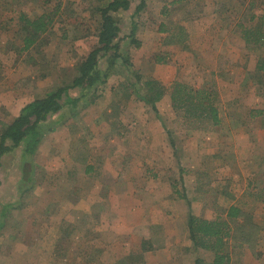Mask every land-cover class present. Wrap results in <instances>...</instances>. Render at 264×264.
<instances>
[{
	"label": "rangeland",
	"instance_id": "rangeland-1",
	"mask_svg": "<svg viewBox=\"0 0 264 264\" xmlns=\"http://www.w3.org/2000/svg\"><path fill=\"white\" fill-rule=\"evenodd\" d=\"M57 1L60 2L59 10L53 15L52 24L46 33L39 37L29 50L21 52L24 26L18 19L19 15L24 13L28 18H34L41 13H50ZM96 1L52 0L51 3L47 2L43 5L41 3L43 1L40 0H0V131L18 116L25 104L71 84L76 74V63L96 43L98 16L92 13L90 7L96 3L104 4ZM140 1L143 3L142 9L135 15L134 10ZM251 6L252 10H250ZM263 10L264 0L132 1L129 9L121 12L117 20L120 23L119 37L126 39L131 28L134 27L133 37L139 46L136 48L131 44H123L122 51L127 52L132 70L142 78L137 85L138 91L145 92L143 83L146 79H154L164 85L168 91L175 82L186 83L194 88L211 89L213 103L221 117V124L218 127L221 129L217 130L225 131L228 126L232 127L230 118L234 114V117L237 116L235 122L246 119L247 126L241 125V129L251 131V125L254 124L249 119L251 112L259 110L264 112V75L254 72L257 58L264 57V46L246 45L242 39V28L255 29L258 21H249V15L259 17ZM138 15L141 16L140 21ZM157 57L163 61L155 62ZM116 68L115 70H118ZM123 72L119 71L120 74L115 72L105 84L99 86L92 96L93 101L87 107L83 108V100L79 102V111L87 110L83 124L89 125L90 130L86 128L87 131L106 133L112 128L119 131L120 136L113 139V145L117 144L123 148L117 154H113L114 157L118 156L120 168L119 191L121 194L134 188L136 199L143 211L142 215L148 217V220L152 219L151 226L155 229L162 226L166 228L163 236L153 238L155 245L167 242L165 246L170 255L184 252L182 254L184 260L180 257L179 264H193L195 257H198L197 261L210 264L213 255L209 251L200 250L194 253L188 250L187 244L181 247L171 245L179 239H185L187 242L189 240L190 249L192 243L187 231L185 230L184 233L178 229L180 225L185 226L188 214L209 220L221 214L224 219L223 214L228 203L237 198L235 196L232 199V194L242 193L241 199L239 197L236 202V205L242 206L245 191L259 192L256 185L250 186L251 168H236L234 164L238 158L245 156V152H239V149L235 152V156H232L238 141L243 145L242 139L246 131L222 137L221 134L224 132L219 134L217 131H210L209 127V131H205L206 129L203 128L207 124L190 120L181 110L176 111L169 102L168 94L162 103H157L158 111H153L134 96L132 89L127 86ZM81 93L77 88L70 89L73 98L79 97ZM93 122L96 124L93 125ZM256 124L264 125V119L258 118ZM61 125L56 126L60 131H62ZM160 133L163 138L159 136ZM104 138L106 137L103 135L95 141H92V137L89 138L87 147L101 148L106 143L109 145L108 141L111 137L108 140ZM221 138H224L225 147L228 149L224 154L228 161L225 171L227 176L234 179H230L231 183L224 185L218 183V179L213 182L208 181L205 176L208 169V163L205 162L208 157L207 152L213 149ZM116 139L119 141L116 142ZM162 143L166 144V150H163ZM51 145L49 141L46 142L43 154L37 160L41 163L44 161L42 160V157H45L44 153H53L54 160L49 163V167L55 166L56 170L64 152L58 147H54L52 151ZM129 145L130 148L126 150V146ZM144 145H151L152 150L149 152L139 150L143 149ZM131 146L134 149H131ZM157 148H161V152L154 151ZM89 152L94 153V151ZM255 153L264 156L263 152L259 154L256 150ZM18 155L19 149H16L13 153L0 158V199L6 200L14 193L12 183L14 177L19 174L16 169ZM94 159H96L94 156H88L83 164L91 165ZM37 160L33 158L32 164L29 165L30 176L33 179L39 177L41 173ZM215 160L219 163L221 159L215 158ZM83 167L79 169L80 172ZM192 170L203 173L200 184L196 185L194 192V196L198 198L195 199L196 206L191 203L194 196L192 197L191 194L190 182L179 181L180 177L187 176L186 173ZM219 171L220 167L215 172ZM86 177L90 176L86 175ZM141 178L145 181L137 180ZM91 180V177L87 179V184L84 185L86 189L90 186ZM248 182L249 187L246 185ZM222 185L226 186V190H223L226 192L224 197L227 200H224V203L220 200L219 206L215 198L217 194L219 195ZM246 186L249 190H246ZM37 190V187L31 190L32 193L21 203V208L13 213L8 226L0 232V264H52L48 258L50 253L47 247L48 239L45 237L46 235L48 237L50 232L44 231L46 217L39 218L42 211L47 209L44 206L45 201L41 204L35 201ZM31 194L33 195L30 196ZM175 201L181 203V208L174 204ZM247 201L249 206L245 205L242 208L246 211L245 214L248 215L251 224L257 226L254 229L256 232L249 239L253 249L241 242L242 235L234 227L232 239L228 240L227 246L231 258L230 264H264V230H261L264 215L253 213L260 211L258 204L261 203ZM24 218H39L43 225L39 231L38 237H40L37 238L38 245L21 250V240L25 243L31 239V235L36 238L38 234L36 231L33 233L32 229L25 231L20 228ZM242 219L240 218V221ZM170 229L174 233L170 232ZM66 234V241L63 242L62 247L60 245L56 248L55 254V257L62 256V260L54 264H95V250L88 243L91 248L85 249L79 231L72 233L71 230ZM122 242L124 240H120V243ZM127 242L134 243L133 239ZM128 243L126 244L129 245ZM79 248L84 249V253ZM32 253H34L33 258ZM167 260L169 261L168 256ZM41 261L43 263H40ZM166 263L169 264L170 261Z\"/></svg>",
	"mask_w": 264,
	"mask_h": 264
},
{
	"label": "crops",
	"instance_id": "crops-1",
	"mask_svg": "<svg viewBox=\"0 0 264 264\" xmlns=\"http://www.w3.org/2000/svg\"><path fill=\"white\" fill-rule=\"evenodd\" d=\"M166 94H168L169 98L168 91L166 92ZM166 94L158 101L159 103H162L163 100H165ZM213 99L214 97L212 96V100ZM158 102H156L155 104V108L157 111ZM89 109L90 108H88V110ZM259 112H262L260 113L261 115L259 114L254 117H251V114L249 115V119L252 121V123H254L253 125H251V131L241 129V125L247 126L246 119H244V121L235 122L237 116L234 117V114L232 115V118H230V123L233 126H228L226 129L222 128V130L225 129V131H218L217 129H221L218 128L221 124V117L218 110L219 125L210 128V131H217V133L219 134L221 132H224L223 134H221V137L225 135H234L236 132L246 131V134L242 139L243 145H240L238 141V144L234 146L235 151L234 155L232 156H235V152H237L239 149V152H245V156L243 158H238V160L236 161L234 160V164H236V168H251L249 171L250 186L253 187V185H256L259 188V192L247 193V191H245L246 194L244 197H242V200L244 201L242 203V206L240 204L236 205L237 199L239 197L241 199L242 193H238V195H235L236 193H234L232 194L231 198L234 199L235 196H237V198L235 201H231L230 203H228V207L233 205L246 213V211H244L242 207H244L245 205L249 206V202L247 200L257 201L261 203L258 204V208H260V211L253 213L264 215V156L261 157V155L255 153L256 150L259 152V154L264 153V125L257 126L256 124L258 118H260L261 120L264 119V112L262 110H259ZM85 116H87V110L80 111L72 115L61 125L60 128L62 131L58 130V127H55L51 131L46 133L42 138L40 144L38 145L36 153L34 155V158L36 160L40 159L41 154H43V148L48 141L50 142V144H52L50 147L52 151H54V147H58L59 150L64 152L63 159L60 161V165H57L58 168L56 167V170L55 166L49 167V163L54 160L53 153H44L43 156L45 157H42V160L44 161L39 163L37 160L36 162L37 165L40 166L39 169L41 172L40 174H42V178L39 179L38 182L37 180H33L29 184L33 185L31 190L35 187L38 188V195L35 196L36 198L34 197L35 201L37 200L38 202H40L39 204L45 201L44 206L47 210L42 211V214L39 218L43 216L46 217V220L44 221V231H47V233L50 232L48 234V237L47 235L45 236L48 239L47 247L50 249V253L48 254L50 262L54 264L58 260H62V256H58L59 259L58 257H55L56 248H59L60 245L61 247L63 246V242L66 241V233L72 230V233L74 231H79V234H81L82 244L85 246V249L91 248L87 245V243L93 246L92 248H94V254L96 255L95 264H125L123 263L124 261L131 262L132 264H167L166 262L169 261V264H179L178 260L180 259V257L181 259L183 258L182 254L184 252H178L175 255H170V253L168 254L169 250L166 248L167 242L164 244L161 243L155 245L153 238H156V236H163L166 232V228L162 226L163 229L161 227H159V229H155V227L151 226L152 219L149 218L148 220V217H144L142 215L143 211L140 209V203L136 199L135 189L132 188L120 194L118 185L120 170V168L118 167V156H113V154H117L118 151L123 150V148H121L117 144L113 145L114 137L120 136L119 131H115L116 128H112L111 131L106 133H102V131H87L86 128H89V125L83 124V121L85 120L83 118ZM94 124H96V122H93V125ZM207 130L208 129H206L205 131ZM97 135L98 137H96ZM101 135L106 137L104 138V140H108L111 137V140L108 141L110 143L109 145H107L106 143V145L102 146L101 148L92 146H90V148L87 147L89 138L92 137V141H95L96 139L101 137ZM159 136L163 138V135H161V133L159 134ZM223 139L224 138H221L218 143H216V146H214L213 149L207 152L208 157L206 158L205 162L208 163V169L207 175L205 176L206 180L208 181L212 180L213 182V180L218 179V183L224 185L226 183H231L230 179L233 178H231V176H227V172L225 171V169H227L226 166H228V161L226 159L227 156L224 154H226V150L228 149H226V143L225 141H223ZM118 141L119 139H116V142ZM162 144L164 147L163 150H166V144ZM128 148H130V145L126 146V150ZM131 149H134L133 146H131ZM139 150H142L143 152H149L150 150H152V148L151 145H144L143 149L141 148ZM193 150H195V148ZM223 150H225V152H223ZM89 151H94V153L96 154L94 155V153L92 154ZM154 151L161 152V148L154 149ZM88 156H94L96 159H94L91 165L86 164L85 166L83 162L84 159ZM215 158L221 159L219 160V163L215 160ZM42 167L44 170L42 169ZM81 167H83V170L80 172L79 169ZM89 167L90 170H87V168ZM216 167H218V169L220 167L219 172H215L216 170H218L215 169ZM93 174L95 175V177ZM86 175H89L92 179L88 189H86V186L84 185L87 184V179H90V177L88 178L86 177ZM186 175L187 176L184 177L182 176V178L180 177L179 181L185 183L186 180H188L190 182L191 194L193 197L195 194L194 192L196 185L200 184L202 177L201 175H203V173L192 170L191 172L188 171ZM154 177L155 175L152 176V179ZM137 180L145 181L144 178ZM223 185L221 186L222 188L220 187L221 191L219 195L221 197H219V195L217 194L215 198L216 204L218 203L217 205H219L220 200L223 203L225 202L224 200H227V198L224 197L226 195V192H224V190H226V186L223 187ZM246 185L249 187V182ZM248 187L246 190H249ZM30 193H32V191L27 192L24 195L23 200H25V198ZM32 195L33 194H31L30 196ZM195 199L198 200V198H196V196L192 198L193 202L191 203L193 204V206L197 205V201ZM174 204L180 206L181 208V203L175 201ZM37 214L39 215V213ZM149 217L151 216L149 215ZM39 218H30L31 221H29L30 219L24 218V222L20 228L24 229L25 231L32 229L33 233H35L36 231L38 232V234L36 238L35 236L31 237V235L30 238L32 240L29 239L25 243H22L21 240L20 249H31L38 245L36 244V242H39L37 238L40 237H38V235L43 225L41 224V219ZM262 220L261 230H264V218ZM65 226L67 227L65 228ZM178 229H181V231H184V233L186 230L188 233L187 223L185 224V226L180 225ZM156 231H160L162 233L157 234ZM170 232H173L172 229H170ZM43 235H45V232L43 233ZM132 239L134 243L129 244L127 241ZM120 240H124V242L120 243ZM142 240L148 241L145 245L149 248L148 250H143L140 247V243ZM125 242L129 245H127ZM188 242L185 239H179L171 246L181 247L187 244V248L189 251H193L194 253H196L197 251L201 250L192 247L193 245H190L191 247L189 249ZM40 245L42 246V244ZM128 246L130 247L129 249L131 251H128ZM80 248L79 250H83L84 253V249ZM33 256L34 253H32L31 257L33 258ZM167 256L169 257V261L167 260ZM197 259L198 257H195L193 264H204V262L197 261ZM40 263H43V261H41ZM210 264H212V260Z\"/></svg>",
	"mask_w": 264,
	"mask_h": 264
},
{
	"label": "trees",
	"instance_id": "trees-1",
	"mask_svg": "<svg viewBox=\"0 0 264 264\" xmlns=\"http://www.w3.org/2000/svg\"><path fill=\"white\" fill-rule=\"evenodd\" d=\"M51 1L40 0L43 5ZM100 1L104 4L96 3L90 7L92 13L98 16L95 31L96 43L76 63V74L71 84L57 88L25 104L18 116L0 131V158L19 149V161L16 168L19 176L14 177L15 180L12 183L14 193L6 200L0 199V232L8 226L13 213L21 208L24 195L31 191L33 185L28 186V182L33 180L38 182L42 178V174L34 179L31 178L29 167L42 138L47 132L78 113V104L81 100L84 102L83 108L87 107L93 101L92 96L99 86L105 84L115 72L120 74L119 71H124L127 86L132 89L134 96L153 111H157L156 102L168 91L154 79H146L143 83L145 92L140 93L137 85L142 78L132 70L127 52L122 51L123 44H131L136 48L139 46L133 37L134 27L131 28L126 39L119 37L120 23L117 20L121 12L128 10L130 3L134 0H97L96 2ZM142 6L143 3L140 1L134 10L135 15L141 11ZM59 7L60 2L57 1L50 13H41L34 18H28L24 13L19 15L18 19L24 26L21 52L29 50L38 38L46 33ZM138 17L140 21L141 16L138 15ZM253 20H257L258 25L255 29L242 28V39L246 45L264 46V10L259 17L250 14L249 21ZM161 61L163 60L159 57L155 59L157 63ZM254 72L264 75L263 56L257 58ZM75 88L82 92L77 98H73L70 94V89ZM168 92L172 107L176 111L181 110L190 120L206 123L203 129L219 125L218 108L213 104L211 90L175 82ZM260 113L262 112H251V117ZM87 170H90V167ZM180 196L183 198L182 195ZM223 215L224 219L220 214L213 220L197 218L191 214L187 216L188 237L193 247L212 253V264H230L231 258L227 246L228 240L232 239L234 227L242 235L241 242L253 249L249 239L256 232L254 229L257 226L251 224L248 215L233 205L227 207ZM240 218L244 220L242 219L241 222ZM146 242L148 241L142 240L140 243L143 250L149 249L145 246Z\"/></svg>",
	"mask_w": 264,
	"mask_h": 264
}]
</instances>
